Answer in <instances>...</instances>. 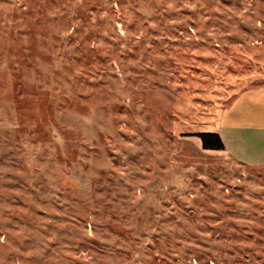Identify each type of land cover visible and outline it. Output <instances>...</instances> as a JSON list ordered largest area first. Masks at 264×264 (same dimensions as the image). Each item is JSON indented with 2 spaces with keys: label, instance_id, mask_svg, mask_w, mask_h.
Here are the masks:
<instances>
[{
  "label": "rangeland",
  "instance_id": "rangeland-1",
  "mask_svg": "<svg viewBox=\"0 0 264 264\" xmlns=\"http://www.w3.org/2000/svg\"><path fill=\"white\" fill-rule=\"evenodd\" d=\"M263 87L264 0H0V264H264V168L186 135Z\"/></svg>",
  "mask_w": 264,
  "mask_h": 264
},
{
  "label": "crops",
  "instance_id": "crops-1",
  "mask_svg": "<svg viewBox=\"0 0 264 264\" xmlns=\"http://www.w3.org/2000/svg\"><path fill=\"white\" fill-rule=\"evenodd\" d=\"M241 108L252 120H240L244 118ZM217 130L225 145V155L243 165L264 168V87L240 94L222 114Z\"/></svg>",
  "mask_w": 264,
  "mask_h": 264
},
{
  "label": "trees",
  "instance_id": "trees-1",
  "mask_svg": "<svg viewBox=\"0 0 264 264\" xmlns=\"http://www.w3.org/2000/svg\"><path fill=\"white\" fill-rule=\"evenodd\" d=\"M186 135L197 137L200 140L201 147L205 150H224V142L218 132L215 131H201L191 132Z\"/></svg>",
  "mask_w": 264,
  "mask_h": 264
}]
</instances>
